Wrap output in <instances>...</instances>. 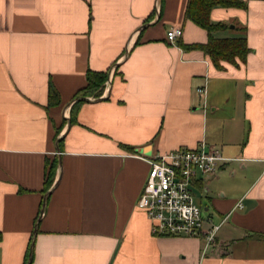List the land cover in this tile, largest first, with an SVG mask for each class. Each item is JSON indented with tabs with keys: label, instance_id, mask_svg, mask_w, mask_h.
I'll use <instances>...</instances> for the list:
<instances>
[{
	"label": "crops",
	"instance_id": "1",
	"mask_svg": "<svg viewBox=\"0 0 264 264\" xmlns=\"http://www.w3.org/2000/svg\"><path fill=\"white\" fill-rule=\"evenodd\" d=\"M243 1L209 9L214 36L248 47L216 68L179 46L206 40L186 0H0V264L30 240L28 264H264V0ZM86 70L106 75L69 118ZM200 143L220 154L190 186L202 228L218 223L204 249L135 205L146 158Z\"/></svg>",
	"mask_w": 264,
	"mask_h": 264
},
{
	"label": "built area",
	"instance_id": "2",
	"mask_svg": "<svg viewBox=\"0 0 264 264\" xmlns=\"http://www.w3.org/2000/svg\"><path fill=\"white\" fill-rule=\"evenodd\" d=\"M157 6L158 0H154V8ZM180 32L179 26H169L164 37L171 41ZM203 90L202 86L196 87L197 92ZM219 158L217 147L204 148L201 143L146 158L148 165L135 205L144 212L152 233L192 236L203 232L202 248L211 242L218 223L202 228L201 208L193 200L190 186L195 174L206 177L213 173ZM235 205L239 207L240 203Z\"/></svg>",
	"mask_w": 264,
	"mask_h": 264
},
{
	"label": "trees",
	"instance_id": "3",
	"mask_svg": "<svg viewBox=\"0 0 264 264\" xmlns=\"http://www.w3.org/2000/svg\"><path fill=\"white\" fill-rule=\"evenodd\" d=\"M237 6L243 7L245 5L243 0H186L183 10L184 18L189 19L197 26L203 28L206 31V40L204 42L183 43L179 42V46L182 48H198L205 53L212 64L216 68H221L220 60H225L231 64L236 65V60L242 61L248 47L245 42L244 36H230V37H216L212 34V31L223 26L220 21H211L208 17L209 9L214 6ZM105 71H93L86 70L84 77L85 83L75 93L76 99L69 107V118L72 116L74 104L80 101L81 97L90 92L99 91V86L105 78ZM49 101L55 97V92L51 87L48 88ZM55 167V160L52 159L49 162H45V178L43 187L46 189L52 179L53 171ZM43 189V190H44ZM28 246L23 256V264L26 262Z\"/></svg>",
	"mask_w": 264,
	"mask_h": 264
},
{
	"label": "water",
	"instance_id": "4",
	"mask_svg": "<svg viewBox=\"0 0 264 264\" xmlns=\"http://www.w3.org/2000/svg\"><path fill=\"white\" fill-rule=\"evenodd\" d=\"M81 98H84L83 96ZM49 189H46L43 193V198L44 196L48 193ZM34 232V229L32 230V233ZM30 253H31V240L29 241L28 244V251H27V258H26V262L24 264H28L29 262V258H30Z\"/></svg>",
	"mask_w": 264,
	"mask_h": 264
},
{
	"label": "rangeland",
	"instance_id": "5",
	"mask_svg": "<svg viewBox=\"0 0 264 264\" xmlns=\"http://www.w3.org/2000/svg\"><path fill=\"white\" fill-rule=\"evenodd\" d=\"M94 94H95V96L97 95L95 92H90L88 95L93 96Z\"/></svg>",
	"mask_w": 264,
	"mask_h": 264
}]
</instances>
